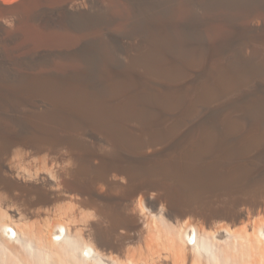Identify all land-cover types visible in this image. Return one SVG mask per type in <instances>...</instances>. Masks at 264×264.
Listing matches in <instances>:
<instances>
[{
	"label": "bare ground",
	"instance_id": "obj_1",
	"mask_svg": "<svg viewBox=\"0 0 264 264\" xmlns=\"http://www.w3.org/2000/svg\"><path fill=\"white\" fill-rule=\"evenodd\" d=\"M70 1L0 10V264H264V29L21 22ZM138 229L144 260L123 249Z\"/></svg>",
	"mask_w": 264,
	"mask_h": 264
},
{
	"label": "rangeland",
	"instance_id": "obj_2",
	"mask_svg": "<svg viewBox=\"0 0 264 264\" xmlns=\"http://www.w3.org/2000/svg\"><path fill=\"white\" fill-rule=\"evenodd\" d=\"M2 1L0 0V4L3 3L5 5L1 4L0 10H2V8L11 7L19 3L18 2L19 0H10L7 2L5 0ZM251 1L257 3L256 5L257 9L252 10L251 8H247V6L243 4H235L233 6H227L225 8L194 6V8L189 7L188 9L181 8L180 10H178L180 12L179 13L178 11H173V8L176 5H177L176 7L178 8L181 7L179 0L177 1L176 0H134V1L133 0H112V1L111 0H77L76 3L78 4L72 3V1L63 3L64 5L58 4L59 6L62 5L61 7H63L64 9L66 8L65 10L61 7L58 8L57 4L39 5L37 6L39 9L36 8L31 12L32 15L30 16L29 19L21 20V22L28 23V25L32 29L48 31V35H47L48 37L56 36V35H51L50 33L58 32V31H62V32H67V31L71 32L75 30L77 31L79 30L80 25H92L99 28L112 29L114 30V33L118 32V34H115L116 37L121 36L123 38H135V37L140 38L142 36L143 37L184 36L191 38H203V37H211L212 35H210L209 33L210 31L221 28L225 30L226 29L234 30L235 28L241 30L245 27V25H247L252 27L258 26L259 28L264 29V0H251ZM1 12H0V20L3 19V18L1 19V15H2ZM168 14L169 15L178 14L179 16L186 15L187 19L186 17H180L181 18L180 19L178 18L179 16L174 19L168 18L167 17ZM187 14L189 15V17ZM213 15H215V17L217 16L218 18H215ZM12 20L13 21L16 20L15 22H20V20H18L17 18ZM125 29L127 31H132V32L128 33L129 35L122 33L123 31H126ZM174 29L175 31L179 32L180 35H172L171 31H174ZM142 32L144 33L142 34ZM17 37L23 38L25 36H17ZM24 161L28 162L26 159L22 160V162ZM76 215H78L79 217ZM76 215H74L76 219L73 218L72 223L74 224V221L77 220L78 218V220L75 221L76 222L75 225L76 226L78 225L77 227H81V226L83 227L84 225L86 226L87 222L81 225L80 222H85V221H80L82 220L80 218V215L79 214ZM26 221L30 224H33L35 222V224L38 223L39 225H41L46 220L44 221L39 220V222L41 223L40 224L37 219L27 216ZM46 222H48V220ZM85 226L83 228H85ZM140 230L141 229L135 230L134 232L129 233L125 236L123 249L125 250L124 251L125 255L133 256V258L137 260H144L148 257L149 254L147 249L145 248L146 242H144L146 241V238L144 237V234L146 233L142 235L143 237L142 236L140 237L139 235H137V233L140 234ZM145 236L147 237V234Z\"/></svg>",
	"mask_w": 264,
	"mask_h": 264
}]
</instances>
